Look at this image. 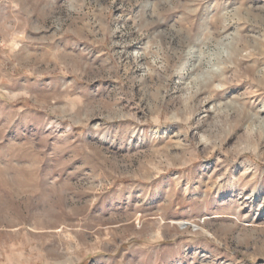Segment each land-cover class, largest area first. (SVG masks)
Instances as JSON below:
<instances>
[{
    "label": "rangeland",
    "instance_id": "rangeland-1",
    "mask_svg": "<svg viewBox=\"0 0 264 264\" xmlns=\"http://www.w3.org/2000/svg\"><path fill=\"white\" fill-rule=\"evenodd\" d=\"M0 264H264V0H0Z\"/></svg>",
    "mask_w": 264,
    "mask_h": 264
}]
</instances>
